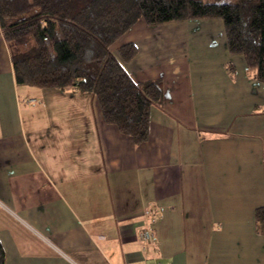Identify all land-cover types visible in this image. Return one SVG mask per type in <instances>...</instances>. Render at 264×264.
<instances>
[{"label":"crops","instance_id":"1","mask_svg":"<svg viewBox=\"0 0 264 264\" xmlns=\"http://www.w3.org/2000/svg\"><path fill=\"white\" fill-rule=\"evenodd\" d=\"M128 43L129 79L161 87L139 145L91 93L17 86L0 32L4 264H264V84L218 19L138 20L109 51Z\"/></svg>","mask_w":264,"mask_h":264},{"label":"trees","instance_id":"2","mask_svg":"<svg viewBox=\"0 0 264 264\" xmlns=\"http://www.w3.org/2000/svg\"><path fill=\"white\" fill-rule=\"evenodd\" d=\"M208 19L221 21L227 53L241 56L264 84V0H0V32L15 84L91 93L104 123L134 145L147 139L160 83L129 79L121 63L136 54L133 44L115 55L109 47L138 20L154 26ZM254 228L264 236V206L254 211Z\"/></svg>","mask_w":264,"mask_h":264},{"label":"built area","instance_id":"3","mask_svg":"<svg viewBox=\"0 0 264 264\" xmlns=\"http://www.w3.org/2000/svg\"><path fill=\"white\" fill-rule=\"evenodd\" d=\"M156 215V211L154 207H151L148 209L146 212V217L153 218ZM138 240L142 243L143 245V250L146 251H152V245L154 243V235L151 232L150 228L145 225L143 229H141L138 233ZM148 264H159L155 259L152 257V253L150 254V261Z\"/></svg>","mask_w":264,"mask_h":264},{"label":"rangeland","instance_id":"4","mask_svg":"<svg viewBox=\"0 0 264 264\" xmlns=\"http://www.w3.org/2000/svg\"><path fill=\"white\" fill-rule=\"evenodd\" d=\"M218 21H220V20H218Z\"/></svg>","mask_w":264,"mask_h":264}]
</instances>
